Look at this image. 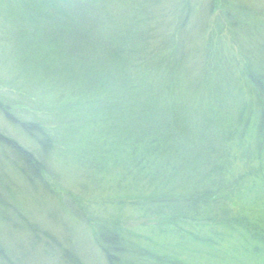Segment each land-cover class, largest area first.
Returning <instances> with one entry per match:
<instances>
[{
  "label": "trees",
  "instance_id": "obj_1",
  "mask_svg": "<svg viewBox=\"0 0 264 264\" xmlns=\"http://www.w3.org/2000/svg\"><path fill=\"white\" fill-rule=\"evenodd\" d=\"M214 1L175 0L172 28L157 0H0V50L12 52L0 115L37 145L0 128V264H160L172 258L163 237L190 248L223 234L231 262L264 255V212L245 230L235 199L244 180L264 182V8L223 0L236 55L208 29ZM52 160L80 192L63 193ZM31 185L34 214L76 226L98 260L28 218L15 187L31 203ZM128 209L156 239L125 235Z\"/></svg>",
  "mask_w": 264,
  "mask_h": 264
},
{
  "label": "rangeland",
  "instance_id": "obj_2",
  "mask_svg": "<svg viewBox=\"0 0 264 264\" xmlns=\"http://www.w3.org/2000/svg\"><path fill=\"white\" fill-rule=\"evenodd\" d=\"M157 1L158 2L160 1V3H162L164 5V7L162 8V6L160 4H158L156 7L159 10H157V11H159L161 13L163 12L164 17L166 16L164 18L166 21L171 19V21H172L171 27L175 28V24H176L175 23V4H173V2H175V0H157ZM244 1H246L250 5V7L254 6L255 8H264V0H244ZM222 5H223V0H215L214 1V4H213L214 8H213V10H211L212 12L209 11L210 13H208V15L206 16V18H207L206 20H208L207 21L208 29H209V26H210V29H213V35H212L213 39L218 40L219 38H221L220 41L223 42L227 48H232L233 53L237 55L238 51H237L236 46H235L234 37L232 34H230L228 27H227L228 25L224 22L225 17H224V15H222L224 12V8L222 7ZM164 19L163 20L161 19L162 20L161 22H163ZM170 30H171V28H170ZM219 32L222 34V36H220ZM209 40H211L210 36H209ZM207 44L211 45V42L207 43ZM11 53L12 52L10 50H5V51L0 50V80H2V78H5L7 76L6 74L8 72L4 69V67L10 66V62H8V61L11 59L10 58ZM1 64H3V65H1ZM1 85H0V88L3 87ZM40 115L38 116V119L40 121L45 120V116L42 114H40ZM47 117L49 119H51L52 121H54V119H55L53 116H52L53 119L49 116H47ZM46 120L48 121L47 118H46ZM0 128H11L12 129L11 134L16 139L20 140V138H21V139L25 140V138H26L27 141L33 147H35V148L37 147V145L31 140L30 136H27L26 134L24 135L22 132H20V130L18 128L13 127L11 125H8L6 120L1 115H0ZM60 156L63 157L61 154H60ZM51 163L54 164L53 168L57 169L56 173L58 171H60L62 173V175H60L58 172L56 183L59 185L61 190L63 188V190H62L63 193L65 191V188H67L68 190H71V192L73 194H77L78 191L79 192L81 191L75 185H73V182L76 180L75 179L76 174L74 172H72L71 169H69L67 164H62V163L57 162L55 160H52ZM9 165H11V164H9ZM11 166H12V173L11 174L14 176V174H16V173H13V172L16 169V166L15 165H11ZM236 168L238 171L242 170L241 166H239V165H237ZM63 174H64V176H63ZM16 176L18 177V179H20L18 175H16ZM15 179H17V178H14V180ZM54 179L56 180V178H54ZM21 185H22V183H20V186ZM260 186L262 188H264V182L257 184V182H255V181H254V183H251V181H249V180H247V181L244 180L243 184L241 185L240 195L235 197V199L238 200L237 205L239 204V206H241L244 209L246 207L245 215L241 213L239 216H237V219L240 220L241 225L245 230L247 228V229L253 231L254 226H252L251 223L254 220V216L259 215L260 211L264 212V200L258 201V198L261 196V193L259 191H254V190L250 189V187H256V189H257V187L259 188ZM15 189L14 190L16 192H18L19 195L21 194L22 198L18 197V195H15V197H16L19 204L20 203L26 204V205L21 204V206L24 210H27V212L30 214L28 216V218H30L31 221L35 222L37 219L38 222L39 221L41 222V220H43L42 225L40 224L41 228L43 230H51L54 234H56L55 236L58 237L59 241H62V240H64V238L66 236L71 235V237H72V240L70 243L71 247L74 250H79V254L84 259H94V260L99 259L100 255H98V253L93 251V249L90 247L89 242L84 240V239H81L82 232H79L80 230L77 229V231H78V234H77V231L76 232L74 231V229L77 228L76 226L69 223V224H67L68 230L65 231L63 229V227L66 224L61 225L60 222L58 221L57 225L55 223L52 224L53 228H56L54 226H58L60 224L58 226V228L54 229L55 230L54 231L51 228V225L49 224L50 222L47 220L48 217L46 218L44 215H40L39 213L34 214V212L31 209L37 208L35 206L38 203L41 204L42 199L36 195V192H38V190L35 189L33 185L30 186V190L28 191V192H31L30 196H33V200H31V203L27 202V197L23 196L22 193L20 192L21 189H24L23 187H15ZM60 189H58V190L61 191ZM42 207H43V205H42ZM86 208H88V207H86L85 204H82V209L86 210ZM30 211H32L33 213ZM86 211H85V213L88 214L87 213L88 211L87 212ZM257 211H259V212H257ZM21 212L25 213V211H22V210H21ZM88 216H90V215L88 214ZM248 216H249V218H248ZM90 217L93 218L94 216H90ZM117 219L119 220L118 225L120 226V229L124 231L125 235H127L130 239H133L135 242L143 245L144 243L147 242L146 237H151V235H152L153 239H156L155 231L157 229L156 228L148 229V226L146 225L148 220L146 221L143 217L140 216V214L135 213L131 209H128L127 211H125L124 214L122 216H120V218H117ZM91 222L93 223V221H91ZM87 231H89V230H87ZM223 235H222L223 238L220 236L214 242L210 240L209 244L207 243V241L202 240V238H199V237L196 238L195 237V241H194L192 247L190 246V248L188 245L185 246L186 245L185 243L180 244L178 238L175 237V235L173 236V237H175V240L172 238L165 240V238L163 237L162 239L164 240V243L168 244L167 249L171 248L170 249L171 251L167 250L168 252H165V253L162 252V253L165 255H168V256L172 255V258L161 259L160 264L161 263L162 264H183V263H181L182 261L187 262V264H264V255H260V256L255 255L256 257L252 258L253 254H250L247 252L244 256H243V254L238 252L237 255H239V260L237 258V259H235V261L231 262L230 258H228V257L235 254L232 251V247H233L232 244L233 243L230 242L227 234H223ZM5 239H6L5 231L0 230V240H1L0 243L4 244V246H5V241H4ZM216 242H217V244H215ZM160 244H161V242H160ZM169 245H170V247H168ZM6 246H8V248L10 247L14 250L15 247H17V244H15L13 239L10 238V240L7 239V245ZM206 246H207V248H206ZM0 248H2V246H0ZM191 249L197 250L198 253H194L193 250H191ZM2 250L3 249H0V253L2 252ZM175 251H176V255H175ZM17 252H18V249H17ZM228 252H229V254L227 255ZM248 256H250V257H248ZM28 258H30V257H28ZM28 258L21 259L23 264H27L29 261L31 263L34 260V259L30 260ZM241 260H244V262L241 263Z\"/></svg>",
  "mask_w": 264,
  "mask_h": 264
}]
</instances>
